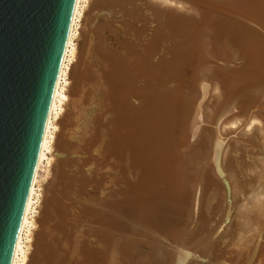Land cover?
<instances>
[{
    "label": "rangeland",
    "instance_id": "obj_1",
    "mask_svg": "<svg viewBox=\"0 0 264 264\" xmlns=\"http://www.w3.org/2000/svg\"><path fill=\"white\" fill-rule=\"evenodd\" d=\"M148 2L151 6L147 4V0H127L120 5L105 6L106 8L103 7L105 9L100 11L101 14L98 13V20L96 19L97 22L94 24L98 35L97 41L95 39L96 43H94L99 48L97 49L94 45V49L96 52L102 51L105 54L117 55V66L113 62L111 64L103 63V60L101 62L94 60L91 64L94 72L97 75L99 73L102 75V80H93L95 85L91 83V86L88 87V89L91 88V90L89 89L91 96H88L91 98L90 102L93 103L90 107L92 109L90 115L95 113L96 118L95 122H92V126L94 124L95 127L93 126V129L88 131L87 135H89L86 136V141L80 139L81 144L86 145L85 150L82 151L84 156L81 154L78 156L80 162L78 166L81 171H84V174L80 173L78 167H75L76 172L80 171L78 174L80 176L76 173L79 179H77L78 188L74 189L75 193L73 192V200L72 196H65V200L58 198L60 200H57V205L54 207V210H58L52 212L55 214H53L54 216L51 214L53 217L49 215L54 219L51 218L52 222H49V225L52 223V227L56 229L52 228L54 232H50L51 225L50 229L48 228V234L55 233L52 239L53 234L48 239L50 240L49 245L53 248L47 243L41 249L40 252H44L39 253L41 254L40 258L38 255L36 256L38 264H101V262L102 264H173L172 261L177 264L183 260V264H214L212 260L215 257L211 255L215 254L214 256H216L217 252L213 254V251L221 248L227 249V234L236 223L244 219L243 211H245L247 199L259 190V193L264 194V112L259 114L263 119H260L259 115L256 117L257 119L253 116L255 121L251 120V117L248 118V115L232 116L225 120L222 124L224 128L220 131L225 136L224 150L216 152L218 154L217 156L213 155L215 157H212L211 162H209L211 149L207 130H198L193 136L190 135V131H184L188 134L187 136H191L185 138L186 133L182 135L180 130L175 131V126L176 139L172 138L171 131L168 135L162 134V138L161 133L163 132H161V139L158 138L157 122L168 104L167 98L169 100L170 94L175 95L178 91H182L185 84V79L182 78V69L175 66L177 56L187 48L186 45L194 44V41L190 43L189 39V35H193L194 32L197 40H200V44H204L206 49L214 39L210 27L205 22L207 16L202 13L205 10L202 8L205 5L203 2L199 0H166V5L168 4L169 8L173 6L172 9L170 8L173 13L166 17L164 39L161 36L162 27L158 22L160 18L158 19L154 14L157 9L154 12L152 10L159 2L158 0H148ZM151 3L154 5L152 6ZM163 3L165 4L164 1ZM185 15L186 18L191 15L192 20L189 17L190 20L187 19V22H184ZM82 38L83 33L79 37L80 40L76 41V45L82 44ZM156 38L160 40L154 41ZM150 39L151 42H155L152 49L148 46ZM158 41L160 44L157 43ZM161 44H164V48ZM188 48L190 49V47ZM149 52L151 57L150 63L147 65L151 64L150 71L146 68H135L129 60L131 57L141 59ZM162 54L166 57H164L165 70L163 69L162 74H159L160 70L162 71V68L159 69V65L162 63L157 59ZM155 60L156 62H153ZM113 64L115 66H112ZM94 66L95 68H93ZM207 80L208 89L200 101L198 114L202 121L211 119L212 111L222 100L224 91L220 79L213 77L212 79L207 78ZM71 82L72 80L70 84ZM145 82L151 84L148 94L151 95L150 110L149 115L147 114V121H150L151 128L148 139L150 146L149 149H145L143 145L146 146L148 143L136 138L139 146V150L136 151L130 141L135 138L134 131L141 128L139 123L142 119L140 120L139 113H142L143 109L141 93L137 94V91L146 85ZM214 88L216 91H213ZM236 118L240 121L238 122ZM229 121L230 125H227ZM233 121L237 122L233 123ZM171 122L173 125L176 124L173 119ZM222 125L220 129H222ZM179 138L183 139V142L180 143ZM75 141L79 142V140ZM71 147H73L72 150L80 148L76 145L77 148ZM87 147L89 148L87 149ZM228 151L235 157L234 164H231L236 168L231 167L237 171L240 167L239 157L242 154L245 155L246 160L253 165L246 174L257 177L255 183L246 185L242 190L234 188L233 182L236 178L232 176L233 174L228 173L230 171L227 170L231 169L230 166L228 168L224 165L225 153ZM219 153H223L222 157H219ZM141 155L151 157L152 168H150L149 176L152 180L149 184L145 179V171L139 167L140 164L136 162L132 164L133 158H141ZM170 157L173 158L171 166L168 161ZM256 163H259L260 166L257 167ZM47 168L48 166H45L40 172L41 177L45 176ZM240 173L243 175V172ZM258 187L259 189H256ZM63 189L66 191L65 187ZM254 189L255 192H253ZM259 193L258 195H260ZM260 196L262 197V195ZM68 197L71 198L68 199L70 201L66 199ZM66 200L70 202V206L66 207L63 205L64 203L62 204V201L67 204ZM61 204L65 207L62 208ZM97 207H100L101 210H98L100 208L97 209ZM184 212L185 215H183ZM137 229L140 231L136 232ZM143 232H147L148 235L150 233L151 237H156L159 233V239L156 240L157 242L153 241L151 240L153 237L149 239L148 235ZM34 249V247L31 248L29 252L32 253ZM219 258L223 264H228L225 257Z\"/></svg>",
    "mask_w": 264,
    "mask_h": 264
},
{
    "label": "bare ground",
    "instance_id": "obj_2",
    "mask_svg": "<svg viewBox=\"0 0 264 264\" xmlns=\"http://www.w3.org/2000/svg\"><path fill=\"white\" fill-rule=\"evenodd\" d=\"M124 1H127V0H90V1L89 0H74L73 10H72L71 19H70V25L68 28L67 37L64 43L53 91L51 94V98L49 101V106H48V110H47V114H46V118L44 122V127L42 131V137H41L40 148H39L38 157L36 161L35 171H34L33 179L31 182L27 202L25 205L23 217L21 220V224H20V228H19V232L17 235V239H16V243H15V247L13 250L10 264H38L39 263L36 260L37 258L36 256L37 255L38 257L39 255L41 256L42 252H44V251L40 252L41 249H43L44 246L48 242H50V240H48L50 239L49 237L53 234L51 236V239H52L55 234V233H52L51 235L48 234L49 233L48 228L52 224L50 223L49 225V222H52V220H54L52 217L55 214L52 212H55L56 210H58V209L54 210L55 205H57L56 204L57 200L58 201L60 200L58 198H61L64 200H65V196H72V200L74 198L73 192L75 193L74 189L78 188L77 179H79L77 178L76 173L77 175L80 173L84 174V171H81V169L78 166L80 163L78 156L80 154L83 155L82 151L85 150L86 145H84L83 143L82 145L80 142V139L82 140L85 139L86 141V138L89 135V134L87 135V133L88 131L93 129L94 124L92 126V122H95L94 120L96 118L95 113L92 114V116L90 115L92 113V109L90 107H92L93 103L92 101L90 102L91 95H90L89 89L91 90V88L88 89V87L91 86L90 85L91 83H94L93 80H96V79L97 81L102 80V75H100V73L99 75H97L94 72V69H92L91 66L93 65L91 64L94 60L96 62L98 61L101 62L103 60V63L105 62L106 64H111L112 62L116 63L118 61V56L115 54L114 55L105 54L102 51L100 52L95 51L94 45L96 43L95 39L97 41L98 32L96 28H94L95 27L94 24L97 22L96 19L99 16L98 13H100L101 10H104L106 8L105 6L118 5V4L120 5V3L122 4ZM129 1H133V0H129ZM163 1L165 2V4L163 3ZM199 1L205 4L202 7L203 9L205 8V10L202 11V13L203 15L207 16V19H205L206 20L205 22L210 27L211 35H213L214 40H212V42L208 45V49H206V46L204 44L201 45L200 40H197V37H195L196 35L195 32L193 33V35L191 34L189 35L190 43L194 41V44L186 45L187 48L184 51H181V53L177 56V60L175 62V66L182 69V73H183L182 78L185 79V84L183 83L184 86L182 87L183 90L178 91L177 93H175V95L170 94L169 100L167 98L168 104L165 106L166 108L162 116L158 119V122H157L158 125H157L156 131L158 133L159 139H161L165 133L166 135H168L170 133L169 131L172 132V138L176 139L174 135L175 126H176L175 131L180 130V134L182 133V135L184 131H187V132L190 131V135L192 134L193 136L198 130L199 131L207 130V132L209 133L208 139H209V144H210L209 146L211 149V154L209 156V162H211L212 157H215L213 155H215L216 152L218 151L221 152V150L223 149V146H224L223 142L225 140V136L221 134L220 131L223 130L224 128L223 127L224 125L222 124L225 120H228V118L232 116L248 115L247 116L248 118L251 117V120L253 119L255 121L257 119L256 117H258V115L261 114V112H264V0H199ZM158 2L159 3L155 2L157 3L155 4L156 6H154L156 8L152 10L154 12V10L157 9L155 10L156 13L154 12V14H156L158 19L160 18L158 22L160 23L162 27L161 36L163 38L165 34L164 28L167 22L166 17L170 15V13L171 14L173 13V11L170 10V8L172 9L173 6L172 7L170 6L169 8V5L168 4L166 5V0H162L161 2L160 0H158ZM147 4L150 5L148 0H147ZM151 4L152 6L154 5V3H151ZM182 4L183 3H181V5ZM125 8L127 9V7ZM179 13L178 15H180ZM180 16L183 17L182 14ZM186 17L187 16L185 15L184 19ZM189 17H191L190 19L192 20V16L190 15L188 16V18L185 19L184 22H187L186 20L189 19ZM170 22H172V20ZM187 32H190V31L187 30ZM81 33H83L82 44H81L82 46L79 44L76 45V41L78 42L80 40L79 37ZM163 39L161 40L165 42V40ZM156 40H160V39L158 38L154 39V41ZM151 41L152 40L150 39L149 40L150 43L148 44V46H150V49L154 47V43H155L154 41L153 42ZM157 43H159V41ZM95 46L97 47V45ZM188 47H190V49ZM98 48L99 46L97 47V49ZM163 55L164 54H162V56ZM143 56L144 57H142L141 59L138 57L136 58L131 57V59L129 60L132 62L135 68H146L150 71L151 64L147 65V63H150L149 61H150L151 53L149 52L147 56L145 55ZM155 56L157 58V55ZM162 56H159V57L161 58ZM164 57L165 56H163L162 58L163 60L162 59L159 60L160 58L157 59L158 62L162 63L159 65V69L162 68V71L160 70L159 74H162V72L165 70L164 59L166 57L165 58ZM133 59H136V60H133ZM153 62H156V60ZM112 66H115V65L113 64ZM116 66H117V63H116ZM93 68H95V66ZM213 77L220 79L222 81V86L224 90L223 96H222L223 98L222 100H220L218 105H216L215 109L212 111V114L210 117L211 119L209 121H202L200 119V115H198L199 109H200L199 106L201 103L200 101L204 98V95L206 94V91L208 89L207 78L212 79ZM71 80L72 82L70 84ZM145 83L146 85H144L142 88H140L139 91H137V94L141 93L140 97L142 101L141 103V107L143 109L142 113L144 112L143 115L141 112L139 113V115H141L140 120L142 119L141 121L139 120L140 121L139 125H141V128L139 127L140 130L138 128L136 132L134 131L135 138H133L130 141L133 148L136 151L139 150L137 139L138 140L141 139L145 141L146 143H148L146 146L143 145L145 149H149V146H150V141L148 139L150 136L151 128H150V121H147V114L149 115V110H150L149 100H150L151 95L149 96L148 94L150 93L149 88L151 89V84L150 82L149 83L145 82ZM188 87H190V89H187ZM217 87H218V84H217ZM214 89L213 91H216V89L215 90ZM87 105H89L88 108H87ZM245 112H247L248 114H246ZM253 116L256 119H254ZM261 116L262 115H259V118ZM172 119L174 120V122H176L175 125L172 124L171 122ZM260 119H263V118H260ZM234 121L233 123H236L238 120L236 122ZM221 125H222V129H220ZM227 125H230V121H229V124ZM160 133H161V138H160ZM187 135L188 134L186 133L185 138L191 137L190 135L189 136ZM89 137L91 139V136ZM170 137H171V134H170ZM73 140L74 141L79 140V142H76V141L74 142ZM178 140L180 141V143L183 142V139L180 140L179 138ZM76 143H78L79 145ZM75 145L77 147L80 146V148L72 150L73 147L71 146H74V148H77L75 147ZM88 148L89 147H87V149ZM236 150H239V149H236ZM136 154L138 153L136 152ZM146 154H148V151H146ZM219 154H220L219 157L223 155V153L222 154L219 153ZM225 154H226L225 156L226 161L224 162L225 163L224 165L226 167L230 166L231 169H228L229 168L228 167L227 168L228 170L227 169L226 170L230 171L228 173H230V175L233 174L232 176L236 178L235 181L233 182V186L236 190H242L246 185H251L255 183L257 177H254V176L252 177V174L251 175L246 174V172L250 170V168L253 165L249 161L246 160V157L244 154H242L239 157V166H240L238 168L239 172L235 170L234 168H232V167H235L234 165L232 166V164H234L233 162H234L235 157H233L229 153V151ZM168 161H170V163ZM168 161L167 162L171 166L172 164L171 162L173 161V158L171 157L168 158ZM134 162L140 164L139 166L140 169H142L146 173L145 179L148 181V184L149 182L151 183L152 179L150 180V176H149L150 168H152L151 157L148 155H143L141 158L134 157L132 164H134ZM256 164H258L256 165L257 167L260 166L259 163H256ZM45 166H48V168L50 167L51 170L50 168L49 169L47 168L46 174L44 177L42 175L43 177L42 178L40 176V172L45 168ZM75 167L76 168L78 167L81 172L80 171H79L80 173L76 172L77 169H75ZM81 168L83 169V167ZM240 172H243V175H241L242 173ZM63 187L66 188V191L63 189ZM259 187L256 189H259ZM255 191L256 190L254 189L253 192ZM259 192L256 191L255 194L253 193V196L251 195V197L247 199L246 208H245V211H243V213H245L244 219L236 223L235 226H233V228L227 234V237H226L228 241L227 249L223 250L222 248L221 249L219 248L220 250L215 249L217 251L215 250H214L215 252L213 251V254L217 252L216 256H214L215 254L211 255L215 257L212 260L214 264H223L219 257H221V259L225 257L226 262L228 264H264V194L262 192L261 193ZM258 193L262 195V197L258 195ZM69 198L70 197L66 199L68 200ZM68 201H67V204H65L66 202L62 201V204L64 203L63 205H66V207L67 205L70 206V202ZM185 203L187 204V202ZM62 204L61 206H63ZM64 207L65 206H63L62 208ZM98 208L100 207H97V209ZM174 208L176 207L174 206ZM98 210H101V208ZM51 214L52 215L54 214V215L52 216ZM49 215L52 217H50ZM77 215L79 216V214ZM183 215H185V212ZM162 217L164 218V216ZM166 225H168V223ZM52 226L53 225H51L50 227L51 228L50 232H54V230H56ZM52 228L54 230H52ZM216 230L217 228L215 229V231ZM138 231L140 230L137 229L136 232ZM47 234L49 235L48 238H47ZM149 235L151 234L149 233ZM149 235H148L149 239L153 237ZM152 235L154 234L152 233ZM156 237H153L151 240L153 241L158 240L159 233H158V236ZM222 242L224 241L222 240ZM33 247L35 248L33 252L32 253L29 252V250ZM214 247L216 248V246ZM51 248L53 247L51 246ZM172 262L174 264V261ZM183 262L184 260L179 261L177 264H183Z\"/></svg>",
    "mask_w": 264,
    "mask_h": 264
},
{
    "label": "water",
    "instance_id": "obj_3",
    "mask_svg": "<svg viewBox=\"0 0 264 264\" xmlns=\"http://www.w3.org/2000/svg\"><path fill=\"white\" fill-rule=\"evenodd\" d=\"M74 0H0V264H10Z\"/></svg>",
    "mask_w": 264,
    "mask_h": 264
}]
</instances>
